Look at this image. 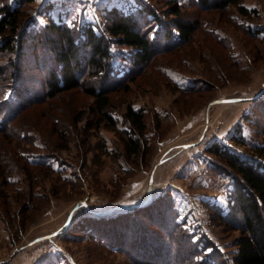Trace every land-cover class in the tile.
I'll return each mask as SVG.
<instances>
[{
    "label": "rangeland",
    "instance_id": "374dc122",
    "mask_svg": "<svg viewBox=\"0 0 264 264\" xmlns=\"http://www.w3.org/2000/svg\"><path fill=\"white\" fill-rule=\"evenodd\" d=\"M177 1L178 17L170 14L168 0H32L21 8L26 14L21 27L34 31H49L52 20L62 21L81 41L92 27L109 45L108 70L122 84L108 90V81L100 83L104 74L91 76L86 67L83 88L45 97L46 79L61 72L48 34L19 48L25 84L18 89L24 97L42 98L0 131V264H159L158 259H169L165 249L172 252L171 264H178V257L190 264H234L241 232L215 216L236 220L238 176L208 147L218 142L243 158L263 159L256 147L264 145V36L250 35L248 28L264 26V0H243L255 11L249 16L236 6L220 11ZM6 2L12 9L21 5L1 0L0 6ZM113 8L133 15L153 41L162 36L166 16L196 20L198 28L187 41L154 52L138 67L137 48L120 44L106 28ZM15 56H0V99L6 97L9 105L17 94L10 73ZM92 86L109 93L108 111L117 127L97 125L86 88ZM130 106L141 109L146 122L145 135L136 134L147 151L136 158L127 156L118 133L131 129ZM44 162L50 168L40 165ZM152 203L121 222L123 213ZM87 220L92 230H79ZM94 222L118 244L92 234L101 232ZM126 223L128 237L136 238L134 228L139 236L120 244L113 233L121 234ZM137 241L145 256L131 255ZM151 250L161 258L145 259Z\"/></svg>",
    "mask_w": 264,
    "mask_h": 264
},
{
    "label": "trees",
    "instance_id": "16d2710c",
    "mask_svg": "<svg viewBox=\"0 0 264 264\" xmlns=\"http://www.w3.org/2000/svg\"><path fill=\"white\" fill-rule=\"evenodd\" d=\"M1 1V0H0ZM23 1V5H22ZM32 0H21V5L12 9L11 5L6 2L0 6V53L4 55L6 53L16 54L14 58L11 59L12 69L11 76L15 83V91L18 94L16 98L9 104L6 97L0 99V131H5L13 123V119L18 115V113L24 109L26 106L35 102L36 100H41L42 95L45 97H53L63 91L83 88V77L82 75L86 72V67L91 68L88 74L101 75V84L109 82L110 85L106 89L112 90L118 87L120 82L114 81L109 72L108 68L113 58V54L109 51V45L105 43L102 36L98 35L92 27H88L85 32L86 35L81 41H78L73 31L68 29L62 21L52 20L48 25L49 31L44 32L48 34L49 42L52 44L53 59L56 64L61 66V72L58 74L57 71H52L50 73V78L46 79V90L40 96V93L34 95V97H24V94L19 90V84L23 82L25 84L23 73V65L20 64L18 60L19 48L25 44L29 39L40 40L38 37L42 36L44 32L34 31V27H21V25L26 21V14L21 11V8ZM196 4H201L203 7L209 10H225L230 6H236L242 15L249 16L252 14L253 9H249L243 0H194ZM167 4L171 7L172 11L170 14L175 16L182 15V6L177 0H168ZM22 6V7H21ZM52 7V3H49ZM108 27H106L109 32L116 37L117 42L120 44L128 45L137 48V52L133 57V63L138 67L147 64L154 52L164 51L171 48H175L182 44L183 42L190 39L193 33L196 31L197 21H187L182 18L171 19L168 16L164 19V30L163 34L159 40L153 41L150 36L142 31L138 20L130 14H124L117 9L108 10ZM23 28V29H22ZM250 35H263L264 36V26H259L256 28H248ZM42 40V39H41ZM43 41V40H42ZM38 41H35V43ZM0 55V56H1ZM33 59H37V53L33 55ZM55 68V65H54ZM3 72L2 67L0 68V73ZM135 71L132 72V74ZM83 75V76H84ZM60 76V79H59ZM103 76V75H102ZM85 77V76H84ZM129 80H135L134 75L127 77ZM126 78V79H127ZM126 79L122 80L124 82ZM128 81V80H127ZM127 85V82L125 83ZM88 93L93 96L94 102L90 106L91 112L98 115V123L102 125L104 123L107 127L114 128L117 127V122L111 113L108 111L110 105L109 93H105L103 87H86ZM129 85L125 86V89H129ZM40 96V97H39ZM80 117V113L77 115V119ZM127 119L130 122L131 129H118L119 136L125 142V152L128 157L135 156L139 154H145L147 149L143 146L140 138L137 136V132L141 137L145 135L146 122L144 113L141 109L137 110L133 107H129L126 114ZM137 128V129H135ZM213 154L218 156L224 163L232 169L238 176V183L236 186V212L234 214V219L238 221L229 220L226 215L220 213V215L215 216L217 221L223 224H228L234 229H238L241 232V238L237 241L238 252L234 256V264H264V165L262 161L264 160V145H259L256 147L257 154L262 156L263 159L258 161L256 158H243L240 155L231 153L225 149H222L218 142L213 143L208 147ZM26 159V158H25ZM26 161L31 164L27 159ZM34 165V164H33ZM42 166L50 168L49 164L40 163ZM154 203L148 205L147 207H139L137 209L129 211L127 216L126 213L124 218H121V222H125L126 218L133 216H138L141 212H144L148 208L154 207ZM138 210V211H137ZM156 210H159L156 207ZM137 211V212H136ZM164 218L165 215L159 211V219ZM131 219V218H130ZM162 224V223H161ZM96 230L101 232H94L92 234L99 235L100 238L106 240L108 238L109 242L112 244H118L117 241L105 232L99 225L94 222ZM173 225H171L172 227ZM92 230L90 221H84L83 225L78 227L79 230L85 229ZM144 228V227H143ZM174 229V227H172ZM136 228L132 233L133 237H138ZM121 234L116 235L113 233L119 241L120 244H125L124 241H134V239L129 238L130 227L126 223L121 226L118 230ZM141 236L148 235L141 233L143 230H139ZM108 233V234H107ZM175 235V234H174ZM131 236V237H132ZM106 238V239H105ZM130 243V242H129ZM128 243V244H129ZM127 244V243H126ZM132 245V244H130ZM129 245V247H130ZM120 247V246H119ZM136 249L132 250L134 256L139 257L145 256L141 254L144 249L140 247L139 242L136 243ZM122 248V247H121ZM165 249V248H164ZM143 251V252H142ZM152 251V250H151ZM146 254L145 259L151 258H161L158 256L156 258L155 252ZM172 252H168L165 249L163 255L169 257V259L159 260L160 263L171 264L172 263ZM155 255V256H154ZM176 259V257H174ZM178 264H190L191 261L187 257H178ZM136 264H153L152 262L146 261H136ZM200 264V263H198ZM205 264H217L215 261H207Z\"/></svg>",
    "mask_w": 264,
    "mask_h": 264
}]
</instances>
